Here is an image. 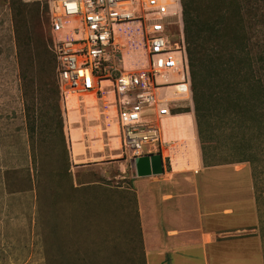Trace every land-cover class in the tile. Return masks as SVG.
<instances>
[{
    "label": "rangeland",
    "instance_id": "obj_1",
    "mask_svg": "<svg viewBox=\"0 0 264 264\" xmlns=\"http://www.w3.org/2000/svg\"><path fill=\"white\" fill-rule=\"evenodd\" d=\"M228 19L236 24L234 53L241 75L257 73L261 86L246 79L240 84L244 147L234 148L242 137L231 135L238 124L223 112L209 115V144L219 156L239 157L244 151L243 162L227 166H246L262 191L264 0H229ZM48 57L45 1L0 0V264H145L137 176L130 160L101 141L92 142L99 127L91 131L85 122L77 123L78 115H70V124L62 116L61 125L57 115L48 114L33 139L28 136L24 103L31 105L40 96V65ZM170 89L176 94L182 87ZM192 103V96L178 100L172 113L189 112ZM68 126L73 138L91 146L86 155L73 154ZM169 134L152 152L168 156V165L188 160L186 140L175 126ZM260 202L264 212L262 195Z\"/></svg>",
    "mask_w": 264,
    "mask_h": 264
},
{
    "label": "built area",
    "instance_id": "obj_2",
    "mask_svg": "<svg viewBox=\"0 0 264 264\" xmlns=\"http://www.w3.org/2000/svg\"><path fill=\"white\" fill-rule=\"evenodd\" d=\"M44 1L63 123L99 127L92 142L127 160L166 143L162 121L191 101L179 0Z\"/></svg>",
    "mask_w": 264,
    "mask_h": 264
},
{
    "label": "crops",
    "instance_id": "obj_3",
    "mask_svg": "<svg viewBox=\"0 0 264 264\" xmlns=\"http://www.w3.org/2000/svg\"><path fill=\"white\" fill-rule=\"evenodd\" d=\"M172 126L162 121L163 140ZM186 142L188 160L162 153V173L134 180L145 264H264V190L246 166H227L244 160L204 165L197 135Z\"/></svg>",
    "mask_w": 264,
    "mask_h": 264
},
{
    "label": "trees",
    "instance_id": "obj_4",
    "mask_svg": "<svg viewBox=\"0 0 264 264\" xmlns=\"http://www.w3.org/2000/svg\"><path fill=\"white\" fill-rule=\"evenodd\" d=\"M228 3L229 0H179L190 78L189 88L193 102L194 128H196L195 139L197 135L204 165L246 159L244 151L239 157L237 155L228 157L226 153L219 156L211 150L212 145L209 144L210 137L207 129L209 115L216 117L215 114L219 113L220 115L221 112L229 113L231 121L238 124L237 132L231 135L238 136L240 134L242 137L243 117L240 84L246 79L255 86L258 84L261 86V77L257 76V73L245 77L241 75L240 68H238V61L234 53L235 35L233 33L236 24L229 22ZM40 68L43 85V88L40 89V96L31 105L24 103L27 133L30 140L33 139L37 131L38 122H42L48 114L49 116L57 115L59 123L62 125L53 53L52 57L41 61ZM257 89L260 90L259 87ZM243 140L242 137L240 144L234 143V148L240 147V145L243 146L239 149L243 148L245 142ZM34 146L33 142L32 149ZM68 169L67 167V172Z\"/></svg>",
    "mask_w": 264,
    "mask_h": 264
},
{
    "label": "bare ground",
    "instance_id": "obj_5",
    "mask_svg": "<svg viewBox=\"0 0 264 264\" xmlns=\"http://www.w3.org/2000/svg\"><path fill=\"white\" fill-rule=\"evenodd\" d=\"M169 119L171 121V124L177 128V130L179 131V134L186 141H188L189 138L191 137L195 139L194 121H193L192 114L190 112H182V113L173 114L172 116L169 117ZM78 140L79 139L77 138H73V142H72V152L77 157L87 154V151H86L87 147L85 146L83 142L78 141Z\"/></svg>",
    "mask_w": 264,
    "mask_h": 264
},
{
    "label": "water",
    "instance_id": "obj_6",
    "mask_svg": "<svg viewBox=\"0 0 264 264\" xmlns=\"http://www.w3.org/2000/svg\"><path fill=\"white\" fill-rule=\"evenodd\" d=\"M137 176L157 175L163 172L160 153L152 152L131 159Z\"/></svg>",
    "mask_w": 264,
    "mask_h": 264
}]
</instances>
